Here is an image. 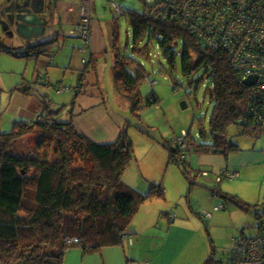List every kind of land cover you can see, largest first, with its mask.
Instances as JSON below:
<instances>
[{
    "label": "trees",
    "instance_id": "trees-1",
    "mask_svg": "<svg viewBox=\"0 0 264 264\" xmlns=\"http://www.w3.org/2000/svg\"><path fill=\"white\" fill-rule=\"evenodd\" d=\"M144 1V11L128 10L135 41L145 34L157 38L166 58L174 62L177 54L181 56L186 75L204 69L198 85L205 77L212 81L215 106L210 127L214 143H200L197 138L205 135L201 132L199 137H194L193 148H187L186 152L238 147L227 140L228 128L234 125L264 133L262 100L254 98L260 108L248 107L251 89L232 69L228 51L207 45L176 19L161 17L163 3L176 4L182 0ZM180 42L182 49L178 51L175 46ZM38 46H29L26 51L12 48L7 51L27 57L42 54ZM133 60L120 49L115 52L117 84L136 90L133 95L126 94L136 110L145 69L139 64L133 73L129 69ZM32 83L21 82L15 88L30 93L35 89ZM148 100L154 104L159 102L154 89ZM51 110L43 111L35 121L20 118L14 121L10 132H0V264H63L69 248L66 240L73 237L81 239L78 245L86 251L120 245L140 207L152 198L166 199L164 188L159 184L153 183L147 193H142L123 179L133 157L127 132L122 130L112 142L95 141L79 131L72 121L60 120L62 109ZM29 134L37 135L38 146L46 151L44 157L12 150ZM170 144H165L170 148V161L180 164L177 148ZM49 150H52L50 155ZM78 155L87 161L85 165L76 163ZM215 193L222 195L218 188ZM224 197L245 211L256 206L238 196ZM263 223H259L260 230ZM214 253L211 242L210 252L202 264H217Z\"/></svg>",
    "mask_w": 264,
    "mask_h": 264
},
{
    "label": "rangeland",
    "instance_id": "rangeland-1",
    "mask_svg": "<svg viewBox=\"0 0 264 264\" xmlns=\"http://www.w3.org/2000/svg\"><path fill=\"white\" fill-rule=\"evenodd\" d=\"M114 1L94 0L92 5L94 16L92 14L91 20L99 19L105 28L108 23L111 24L108 32H105L106 41L99 45L98 49L101 52L97 53L95 58L90 55V47L84 50V40L80 35L78 39L70 38L69 42L47 47L48 52L41 56L37 64L32 59L0 56V89L2 91L8 88L10 92L17 82H21L22 71H28L27 75L31 77L35 68L41 73V78L38 81L35 78L36 82L33 81L32 84L37 92L50 93L48 99L53 101L51 111L62 109L59 116L62 121H68L72 117L71 102L73 100L81 102V96L77 95L78 91L96 95L97 99L104 102L98 107L99 111H96L97 109L91 111L90 108L92 115L98 116L100 120L96 126L88 123L87 129L93 127L88 131V135L95 141H114L122 130L127 132L132 142L133 157L124 171L123 179L142 193H147L153 183L165 186L166 192L169 186L168 193H171L175 182L172 173L176 169L183 174L186 182L189 180L190 184L193 181L190 191L193 205L195 203L198 206L199 201L207 194L211 195L219 183L221 185L218 189H221V193L238 196L251 204H256L250 211L238 207L242 210L238 214H227L222 207L216 208L215 211L222 212L227 218L221 219V226L210 233L218 250L217 257L228 256L234 244L232 238L238 235L241 229H244L246 235H255L260 233V221L264 222V133L251 132L238 125L230 126L227 140L229 144H236L238 147L223 152L214 149L192 152L185 158L184 165L182 163L184 161L179 159L177 160L182 164L170 161V148L165 144L171 143L172 138L189 133L188 139L193 141L194 137H199L203 132L205 135L197 138L198 141L214 143L210 127V117L215 106L212 81L205 77L198 85V79L204 75V69L200 68L191 75H186L182 70L181 56L177 54L175 61H170L165 57L157 38H149L148 34H145L141 40L135 41L128 10L144 11V0ZM152 2L154 0L150 3ZM117 5L124 9L123 12L116 10ZM96 32L99 36L100 25L96 27ZM108 33L110 39L107 38ZM73 35L76 33L73 32ZM175 48L181 50L182 44L179 43ZM119 49L135 60L129 66L133 73L139 64L145 69V78L139 86L140 104L136 110H133V102L126 95L130 93L133 95L136 90L128 89L127 85H118L115 78L114 53ZM59 85L61 88L67 87L68 90L60 91ZM153 89L160 99L157 104L148 100ZM2 93L0 132H10L14 121L21 117L11 114L10 97L4 90ZM183 102H186V107L182 106ZM102 110L108 116L107 121L101 118ZM98 117L94 119L98 120ZM36 138V134H29L16 143L12 150L18 154L44 157L46 151L38 146ZM48 152L49 155L52 154V150ZM176 153L180 158L178 148ZM76 160L79 165H85L87 162L79 155ZM185 169L187 173H183ZM225 170L238 171V175L218 180V174ZM202 171H206L207 175ZM188 197L189 193L185 192L181 201L184 202ZM221 197V194L219 197L216 196V199L219 198L218 204L222 202ZM228 204L229 209L233 208L232 201ZM174 207L178 211L183 209ZM214 209L213 206L212 211ZM257 214L262 219H259ZM189 249L185 248L179 258L181 261L177 264H181L186 258Z\"/></svg>",
    "mask_w": 264,
    "mask_h": 264
},
{
    "label": "crops",
    "instance_id": "crops-1",
    "mask_svg": "<svg viewBox=\"0 0 264 264\" xmlns=\"http://www.w3.org/2000/svg\"><path fill=\"white\" fill-rule=\"evenodd\" d=\"M81 1L0 0V4H3L0 5V56L9 55L12 58L32 59L37 64L39 59L41 60V56L48 52V49L46 50L47 47L60 42H69L70 38L78 39L77 23L80 16ZM99 25L100 33L98 36L96 27ZM110 26L111 24L108 23L106 28L102 27L99 19L93 20L92 42L89 50L92 58H95L96 54L101 52L98 49L99 45L106 41L105 32H108ZM73 32L76 35H73ZM107 38L110 39V33H108ZM29 46H38V48H42L43 53L18 57L7 51L10 48L26 51ZM34 52H37V50L35 49ZM27 73L28 71H22L21 82L31 84L32 81L36 82L35 78L38 80L41 78V73H38L35 68L31 77H28ZM21 82L19 81L17 84ZM45 83L47 84V81ZM15 87L10 92L8 88L7 90L3 89L10 97L9 109L13 116L35 121L43 115V111L50 112L51 103L53 102L48 99L50 98V93H40L36 89H32L30 93H23ZM58 89L60 91L68 90L67 87L62 86L61 88L60 85ZM3 90L1 91L0 89V104L3 100ZM77 95L81 96V102L74 100L71 102L72 117L68 121H72L79 131L88 134V131L93 129L92 126H96L100 120L98 116H93L91 111L96 109V111H99L98 107L104 101L97 99L96 95L83 94L81 91H78ZM90 108H92L91 111ZM83 115H86V117L84 118ZM97 117L98 120L94 119ZM101 118L103 121L108 119L104 110L101 112ZM89 122L92 123L91 129H87L89 128ZM99 142L112 141L101 140ZM192 152L200 151L192 149L190 152H186L185 158ZM185 158L183 160H186ZM184 162L186 163V161ZM184 162H182L183 165L185 164ZM173 176L175 182L171 193H168L169 186L166 192L165 186L160 184L164 188L166 199L152 198L140 207L123 237L122 244L90 251L84 250L78 244L69 245L63 264H177V262L181 261L179 258L186 247L190 249L181 264H202L210 252L211 242L213 243L214 241L210 232L221 226V219L227 218V215L222 212L215 211L216 207L223 204L222 208L227 214H238L242 210H239V206L235 203L232 206L233 208L229 209V201H226V197H224V195H227L226 193H222V202L218 204L219 198L216 199V196L219 197V195L217 193L214 194V187H212L214 189L211 195L207 194V196H204L197 204L198 206L195 203L193 205L190 192L192 191L191 185H193V181L189 184L187 179L188 182H186L183 174L176 169L172 173V178ZM220 185L221 183L218 184L219 188ZM185 192L189 193V197L182 202ZM224 201H226L225 204ZM173 204L183 209L178 211ZM213 206L215 209L212 211ZM204 212H209L210 218L206 219L203 216ZM209 222H211L210 225ZM217 253L218 250L215 248L216 261L225 262L230 259L232 250L225 257H217Z\"/></svg>",
    "mask_w": 264,
    "mask_h": 264
},
{
    "label": "built area",
    "instance_id": "built-area-1",
    "mask_svg": "<svg viewBox=\"0 0 264 264\" xmlns=\"http://www.w3.org/2000/svg\"><path fill=\"white\" fill-rule=\"evenodd\" d=\"M163 5L161 17L174 18L207 45L227 50L230 65L243 82L256 78L255 83L248 86L251 89L248 107L264 106V0H182L176 4L165 2ZM116 9L122 11L118 5ZM92 14V0H83L78 32L84 40V50L92 42ZM255 97L262 100L260 104L254 100ZM261 108L264 110V107ZM188 138L189 133H186L171 140V144L180 151V161L185 158L186 149L193 147L194 139ZM202 173L207 175L206 171ZM237 175V172L230 170L221 171L218 180ZM213 192L215 194V190ZM218 207H223V204ZM203 216L210 218V213L204 212ZM233 241L230 259L217 264H264V223L260 233L246 235L242 230ZM80 243L79 237L66 240L67 245Z\"/></svg>",
    "mask_w": 264,
    "mask_h": 264
},
{
    "label": "water",
    "instance_id": "water-1",
    "mask_svg": "<svg viewBox=\"0 0 264 264\" xmlns=\"http://www.w3.org/2000/svg\"><path fill=\"white\" fill-rule=\"evenodd\" d=\"M255 81H256V78H248V79H246V80L244 81V84L247 85V86H251L252 84L255 83ZM182 106H183V107H186V106H187V105H186V102H183V103H182ZM214 151H221V152H223V151H225V149H220V150L214 149Z\"/></svg>",
    "mask_w": 264,
    "mask_h": 264
},
{
    "label": "flooded vegetation",
    "instance_id": "flooded-vegetation-1",
    "mask_svg": "<svg viewBox=\"0 0 264 264\" xmlns=\"http://www.w3.org/2000/svg\"><path fill=\"white\" fill-rule=\"evenodd\" d=\"M83 1V0H82ZM81 1V2H82ZM81 4V3H80ZM92 5H93V0H92ZM80 10H81V6H80ZM92 10H93V6H92ZM81 21V15L79 16V19H78V23H77V35H80L79 32H78V27H79V23Z\"/></svg>",
    "mask_w": 264,
    "mask_h": 264
},
{
    "label": "clouds",
    "instance_id": "clouds-1",
    "mask_svg": "<svg viewBox=\"0 0 264 264\" xmlns=\"http://www.w3.org/2000/svg\"><path fill=\"white\" fill-rule=\"evenodd\" d=\"M113 2H115L114 0H113ZM117 10V9H116ZM122 10H124V9H122ZM119 11V10H118ZM126 12V11H125ZM181 43V42H180ZM177 45V44H176ZM205 85V84H204Z\"/></svg>",
    "mask_w": 264,
    "mask_h": 264
}]
</instances>
